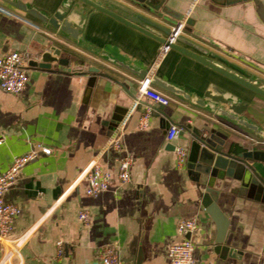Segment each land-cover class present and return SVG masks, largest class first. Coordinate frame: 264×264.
<instances>
[{
  "label": "crops",
  "instance_id": "obj_1",
  "mask_svg": "<svg viewBox=\"0 0 264 264\" xmlns=\"http://www.w3.org/2000/svg\"><path fill=\"white\" fill-rule=\"evenodd\" d=\"M14 1L46 15L65 9L68 18L80 26L82 39L67 37L13 5ZM111 1L118 12L116 5L145 12L144 1L158 2ZM257 1L264 9V0ZM63 3L0 0V52L25 51L29 58L52 44L69 59L67 66L52 63L50 69L32 67L26 61L23 89L17 93L0 89V170L14 155L36 153L20 167L4 193V199L19 211L7 239H0V264H99L98 250L103 245L117 249L121 264H169L166 249L178 240L176 222L188 216L197 222L191 233L193 254L205 264H264V200L240 191L234 179L214 182L200 174V181L218 188L215 203L225 219L220 231L200 207L188 166H177L174 151L167 146L169 142L181 145L188 152L189 130L182 129L186 126L220 129L227 134L225 143L244 144L247 137L264 142V137L247 127L234 125L237 132L221 127L213 111L190 100L205 99L203 92L210 85L221 87L233 102H244L239 116L255 124L264 136V97L173 49L159 55L157 41L105 13L76 0H70L68 8ZM258 4L252 0L163 2L172 13H186L191 19L190 24L184 23L181 37L237 71L264 77V20ZM120 63L136 71L149 69L190 98L152 84L169 96L162 107L167 118L160 120L152 114L156 103L135 96L140 77ZM76 64L98 70L67 69ZM116 107L128 110L111 128ZM146 107L147 126L140 128L138 119ZM171 123L179 130L167 141L164 134ZM112 138L118 146L110 142ZM39 145L49 152L41 151ZM125 154L133 160L129 179L121 183L115 172L118 159ZM90 158L113 176L96 195L84 193L82 180L72 185ZM251 163L264 179V166ZM80 208L88 211V221L78 219ZM57 239L62 241L60 255L55 253ZM138 247L141 256L136 261Z\"/></svg>",
  "mask_w": 264,
  "mask_h": 264
},
{
  "label": "water",
  "instance_id": "obj_2",
  "mask_svg": "<svg viewBox=\"0 0 264 264\" xmlns=\"http://www.w3.org/2000/svg\"><path fill=\"white\" fill-rule=\"evenodd\" d=\"M77 2L87 5L94 11H100L110 17L128 25L129 27L147 35L157 41L160 46H166L167 49H173L182 55H185L202 65L212 69L218 74L230 79L231 81L249 89L255 94L264 97V77L251 74L244 70H235L233 67L222 63L218 59L210 56L203 47L177 35L174 40L169 41L170 35L169 22L176 23L177 20L184 18V23L190 24L191 19L186 17V13H172L163 5L164 0H158L157 3L151 4L143 2L147 11H132L131 9L116 5L120 12L112 9L111 0H76ZM258 4L257 0H252ZM21 10L29 13L33 17L57 28L62 34L76 40L82 39L81 28L78 24L71 21L64 10L54 11L51 15H46L34 7H27L25 4L14 1L12 3ZM64 7L70 5V0H64ZM258 14L264 20V9L258 4ZM52 63L68 65L69 59L61 53L60 48L55 45H47L40 51L27 59V65L42 69H50ZM125 69L138 75L140 78L148 76L151 83L167 91L181 94L185 98H190L187 93L169 81L153 74L149 69L136 71L131 67L120 63ZM70 71H88L97 72V67L93 65L76 64L67 67ZM227 94V95H226ZM203 98L190 99L192 102L207 107L216 115V123L231 132L236 131L234 125L247 127L254 131L260 137H264L257 126L248 122L243 116H239L242 111L239 101H232V97L227 91L216 85H210L203 92ZM162 104H157L153 108V115L158 116L160 120L167 118L162 111ZM128 110L127 107L115 108L112 114L111 128L123 118ZM230 110V111H228ZM165 126V123L163 124ZM182 129L189 130L190 139L188 141V152L186 155L185 166L190 178L196 182L197 194L200 207H202L215 223L223 230L225 219L216 206L215 200L218 188L209 186L200 181L199 175H205L206 179L210 178L214 182H219L223 178L234 179L238 182L239 190H244L247 195L264 200V179L259 175L252 165V161L260 162L264 166V142L255 141L247 137V143L241 142L234 144L231 141L225 143L227 134L220 129L209 127L206 130H200L194 126ZM182 131V130H181ZM237 132V131H236ZM245 138V137H243ZM169 148L173 149L172 143H167ZM252 146V147H251ZM258 146V147H254ZM203 183L202 189L199 187ZM188 236V234H186ZM140 248L138 247L135 255L136 261L140 259ZM124 260V259H123ZM134 261V262H136Z\"/></svg>",
  "mask_w": 264,
  "mask_h": 264
},
{
  "label": "built area",
  "instance_id": "obj_3",
  "mask_svg": "<svg viewBox=\"0 0 264 264\" xmlns=\"http://www.w3.org/2000/svg\"><path fill=\"white\" fill-rule=\"evenodd\" d=\"M184 25V18L177 20L170 27L169 41L179 35ZM167 50L166 46H160L159 55ZM158 55V56H159ZM28 58V53L18 50H7L0 52V89L6 92L17 93L21 91L26 82L27 76L25 72V64ZM135 96H142L149 101L165 105L169 102V96L155 89L151 84V79L148 76L138 80L137 91ZM136 98V97H135ZM149 115V107H146L144 113L138 119V127L144 128L147 126ZM179 130V127L173 123L169 124L165 130L164 138L167 141H172ZM0 137V142H1ZM110 142L114 146H118V140L112 138ZM39 149L45 153L49 152L46 146H40ZM175 163L177 166H182L186 162L187 150L181 145H173ZM36 153L33 150L26 151L21 154L14 155L9 165L0 170V239H7L8 233L11 230L13 218L19 211L16 204L6 201L4 193L16 179V175L20 167L27 161L33 159ZM133 160L131 154L121 156L117 161L115 178L123 183L129 179L130 165ZM113 176L109 171L101 168L95 158H90L86 165L79 171L72 185H76L80 180L84 181L83 191L86 195H96L103 189H106L111 183ZM77 217L82 222L89 219L88 211L84 208L77 210ZM197 222L194 216L181 217L175 225V232L178 240L171 242L166 249V257L169 264H205L193 254L194 242L191 239V233L196 229ZM188 234V236H186ZM62 252V241H55V253L60 255ZM99 264H121V258L115 247L103 245L98 250Z\"/></svg>",
  "mask_w": 264,
  "mask_h": 264
},
{
  "label": "rangeland",
  "instance_id": "obj_4",
  "mask_svg": "<svg viewBox=\"0 0 264 264\" xmlns=\"http://www.w3.org/2000/svg\"><path fill=\"white\" fill-rule=\"evenodd\" d=\"M152 84V83H151Z\"/></svg>",
  "mask_w": 264,
  "mask_h": 264
}]
</instances>
